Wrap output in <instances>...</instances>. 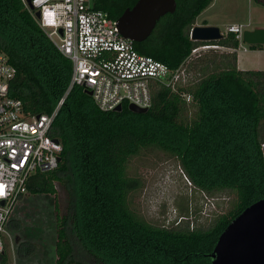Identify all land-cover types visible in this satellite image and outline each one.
I'll list each match as a JSON object with an SVG mask.
<instances>
[{"label": "trees", "instance_id": "16d2710c", "mask_svg": "<svg viewBox=\"0 0 264 264\" xmlns=\"http://www.w3.org/2000/svg\"><path fill=\"white\" fill-rule=\"evenodd\" d=\"M137 1L94 0V5L119 19ZM213 1L176 0L175 11L164 14L136 48L173 67L204 44L238 48L234 32L214 41L192 38L199 15ZM0 51L17 69L11 94L29 113H52L67 93L73 62L21 0H0ZM189 68L197 81L179 91L155 84L144 113L128 103L103 111L82 86L65 96L52 129L63 145L60 165L28 184L31 194L61 193L56 264H212L220 234L264 197V69H240L238 52L220 48L194 58ZM146 154L177 159L196 190L232 199L228 211L198 224L189 200L178 201L174 219L150 224L132 207L133 194L145 183L130 164ZM14 221L12 228L20 229ZM9 246L1 264L9 262Z\"/></svg>", "mask_w": 264, "mask_h": 264}, {"label": "built area", "instance_id": "2783aa9c", "mask_svg": "<svg viewBox=\"0 0 264 264\" xmlns=\"http://www.w3.org/2000/svg\"><path fill=\"white\" fill-rule=\"evenodd\" d=\"M21 1L56 47L73 62L66 95L74 86H82L92 92L103 111L116 110L123 103L150 108L155 84L179 91L197 81V74L189 68L191 60L209 49L238 51L240 47L204 44L173 67L139 52L135 41L122 34L119 20L96 8L94 0ZM249 25L233 23L226 32L236 33L242 43ZM16 73V67L0 51V264L6 247L4 235L11 238L7 225L28 193L29 182L38 173L57 169L63 151L52 129L66 95L52 113H29L23 100L10 92ZM185 98L191 101L192 95L185 93ZM261 151L264 157V142Z\"/></svg>", "mask_w": 264, "mask_h": 264}, {"label": "rangeland", "instance_id": "374dc122", "mask_svg": "<svg viewBox=\"0 0 264 264\" xmlns=\"http://www.w3.org/2000/svg\"><path fill=\"white\" fill-rule=\"evenodd\" d=\"M199 16L201 22L207 19L223 32L233 22L250 23L249 29H253L264 26V0H214V4ZM130 165L131 173L140 176L145 183L133 194L132 207L150 224L174 219L179 213L178 201L186 205L189 200L191 219L198 224L230 208L232 199L229 197L196 190L175 158L146 154L132 159ZM57 199L62 200L61 193L57 197L31 193L22 197L11 217V238L4 235L6 244L10 245L8 264H56ZM16 218L20 225L18 230L12 228Z\"/></svg>", "mask_w": 264, "mask_h": 264}, {"label": "water", "instance_id": "95a60500", "mask_svg": "<svg viewBox=\"0 0 264 264\" xmlns=\"http://www.w3.org/2000/svg\"><path fill=\"white\" fill-rule=\"evenodd\" d=\"M176 7V0H138L118 19L121 32L135 42L142 41L150 35L158 20L175 11ZM191 36L195 40L214 41L223 38L225 33L216 25H195ZM243 42L264 45V26L246 29ZM87 92L92 95L91 91ZM129 107L140 113L149 110L135 104ZM121 109L120 105L116 110ZM210 257L212 264H264V197L249 205L229 223Z\"/></svg>", "mask_w": 264, "mask_h": 264}, {"label": "crops", "instance_id": "0c3cea01", "mask_svg": "<svg viewBox=\"0 0 264 264\" xmlns=\"http://www.w3.org/2000/svg\"><path fill=\"white\" fill-rule=\"evenodd\" d=\"M213 4H214V1L210 6H212ZM210 6L208 8H210ZM208 8H206L204 11H206ZM199 17L197 19L196 25H215L213 24V22H209V20L207 19H204L201 22L199 20ZM233 23H240V22H233ZM233 23H230L229 25ZM256 27H260V26H256ZM246 46H247V49L244 48ZM237 52H238V67L240 69H244V70L264 69V47L263 48L261 47L252 48L251 45L245 42H242L240 43V47Z\"/></svg>", "mask_w": 264, "mask_h": 264}]
</instances>
